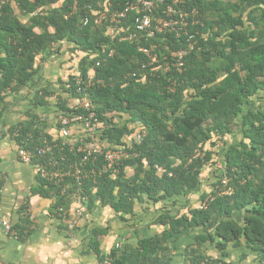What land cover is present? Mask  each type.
Instances as JSON below:
<instances>
[{"label":"trees","instance_id":"obj_1","mask_svg":"<svg viewBox=\"0 0 264 264\" xmlns=\"http://www.w3.org/2000/svg\"><path fill=\"white\" fill-rule=\"evenodd\" d=\"M126 1L0 0V114L3 92L35 88L36 63L54 60L63 75L54 85L36 86L34 108L49 107L48 98L55 95V114H94L102 149L121 148L129 154L116 171L94 178L67 179L60 185L38 179L37 193L52 199L55 216L66 219L77 199L87 211L98 203L121 219L143 197L154 204L171 200V208L165 206L153 220L164 230L134 248L124 245L100 255L106 229L91 230L89 246L100 264L105 259L110 264H151L166 250L162 244L187 232L193 242L184 253L186 264H237L227 261L228 247L241 252L238 260L252 256V263L264 264V0H185L179 7L187 13L195 10L196 22L188 16L179 37L157 34L150 40L156 46L155 64L138 51L148 47L145 41H120L134 29L136 12L119 26L83 24L93 13ZM169 4L157 3L153 17L162 16ZM188 36L195 48L182 67H173L169 53L185 48ZM84 97L88 112L70 107L72 100ZM30 118L12 129L18 148L33 154L37 166L75 170L81 156L59 138L58 126L52 136L51 125ZM140 131L144 137L137 143L134 136ZM45 145L51 151L39 153ZM97 158L94 168L100 164ZM210 173L215 181L208 189L203 184ZM223 175L229 195L221 192ZM180 198H195L194 207L185 204L184 211L175 212ZM211 249L221 258L208 259Z\"/></svg>","mask_w":264,"mask_h":264},{"label":"crops","instance_id":"obj_2","mask_svg":"<svg viewBox=\"0 0 264 264\" xmlns=\"http://www.w3.org/2000/svg\"><path fill=\"white\" fill-rule=\"evenodd\" d=\"M58 64L54 60L37 62L35 67L40 68V72L36 77V84L54 85L58 77L63 75ZM45 71L47 75L43 74ZM37 85H33L35 88H31V85L23 87L18 93L7 89L2 94L4 109L0 114V209L1 217L10 222L17 238L0 231L1 264H100L89 246L91 230L106 229L99 244V253L103 256L124 245L134 248L138 241L160 234L164 227L155 225L153 220L165 206L171 208V200L154 204L143 197V200L134 203L132 214L124 219L109 207L99 206L98 203L87 211L77 202L71 205L67 219L59 214L55 216V212L51 210L54 201L37 193L41 178L35 165L17 160L18 146L12 132L15 126L28 122L33 115L51 125L48 133L55 136L56 114L53 104L57 98L51 95L48 98L51 105L47 108H34L32 100L36 95ZM214 179L213 173H210L209 178L204 181V187L209 189V183L214 182ZM194 201L195 198H189L188 201L180 198L173 210L184 211L185 204L193 208ZM78 210L80 215L76 214ZM73 219L76 224L70 230L68 224ZM197 233L195 231L194 235ZM187 234L188 232L171 243L162 244L166 250L162 255L154 256L151 264H159L164 260L169 261V264H186L184 253L193 242V235ZM228 251L230 259L227 261L254 264L252 256L238 260L240 251L229 247ZM206 256L208 259L221 258L216 249L209 250Z\"/></svg>","mask_w":264,"mask_h":264},{"label":"built area","instance_id":"obj_3","mask_svg":"<svg viewBox=\"0 0 264 264\" xmlns=\"http://www.w3.org/2000/svg\"><path fill=\"white\" fill-rule=\"evenodd\" d=\"M5 1V0H2ZM170 2V4L162 11V16L153 17L154 9L157 3L162 4L163 2ZM185 0H127L121 7L116 9H106L99 13H93L94 17H89L84 19L83 24L87 25L89 22H93L94 25H101L103 23H109L111 26H119L123 20H127L130 13L136 12L137 16L134 18V29L132 31H126L124 35L120 37V41H125L128 43H140L141 40L148 43V47L140 46L138 51L145 54L152 64L157 63V51L156 46L150 43L157 34H168L175 33L176 37L183 32L186 28L187 17L191 16L192 21L196 22L197 12L192 10L191 13L185 12L179 6L183 5ZM193 36H188L186 39L185 48L170 52V58L174 61L173 67L180 68L183 66V59L195 48V45L191 39ZM138 45V44H137ZM167 53V47L164 48ZM109 57L112 56V52L109 53ZM180 71V69L178 70ZM93 78V73L90 71L86 80L87 86L91 84V79ZM77 83V82H76ZM78 84V83H77ZM70 107L72 109H80L82 111L88 112L90 110L89 100L84 97L79 100H72ZM94 114L90 113L86 118L83 115H68L64 113L56 114L55 124L58 126L57 131L59 138L63 140L69 147V151L75 155L81 156L82 161L75 165V170L73 166H70L65 171L60 169L48 170L47 167L37 166L33 163L34 155L29 151L24 149H19L17 151V160L27 164L35 165L39 177L47 182H53L56 185L63 184L67 179H74L76 181L85 180L89 178H94L96 175H101L108 171H116L117 167L122 160L127 159L129 154L121 148H107L102 149L99 145V138L97 135V126L93 125ZM96 122V121H95ZM144 137V132L140 131L134 136L137 143L142 142ZM53 144H55L53 142ZM52 147L50 145H45L42 149L38 150L39 153H44L51 151ZM100 159V164L96 166L98 158ZM92 159V160H90ZM90 160V161H89ZM89 162L90 167H89ZM223 189L227 185L226 178L221 181ZM66 189H62V193H65ZM1 192V191H0ZM226 194L227 191H223ZM82 199H77V203L81 204ZM1 208V203H0ZM59 212H62L60 210ZM80 215V210L76 212ZM76 224V220L69 222V229H73ZM0 231L4 234L16 238V233L12 230L10 222L7 219L1 217L0 209ZM1 264V262H0ZM104 264H110L109 259H105ZM209 264V263H201Z\"/></svg>","mask_w":264,"mask_h":264},{"label":"clouds","instance_id":"obj_4","mask_svg":"<svg viewBox=\"0 0 264 264\" xmlns=\"http://www.w3.org/2000/svg\"><path fill=\"white\" fill-rule=\"evenodd\" d=\"M165 48V47H164ZM219 175H216V177H218ZM220 177H222L221 179H224V178H226V176H220ZM227 180V179H226ZM225 190V189H224ZM224 190H222L221 192L223 193V194H226L225 192H223ZM225 191H227L228 193L226 194V195H229V191L228 190H225ZM12 228V227H11ZM12 230L14 231V229L12 228ZM15 232V231H14ZM16 233V232H15ZM9 236V235H8ZM10 237H12V236H10ZM12 238H14V237H12ZM16 238H17V233H16ZM16 238H14V239H16ZM1 262V261H0Z\"/></svg>","mask_w":264,"mask_h":264},{"label":"rangeland","instance_id":"obj_5","mask_svg":"<svg viewBox=\"0 0 264 264\" xmlns=\"http://www.w3.org/2000/svg\"><path fill=\"white\" fill-rule=\"evenodd\" d=\"M65 50H66V52H67V49H65ZM67 53H68V52H67ZM65 56L67 57V55H65ZM64 59H65V58H63V57L60 58L61 61L64 60ZM43 74H44V75H47V72L45 71ZM37 88H38V87H37ZM217 164H221V163H220V162H217ZM217 164H216V165H217ZM217 168H220V165H218ZM212 171H213V170H211V172H212ZM209 184L211 185L212 183H209Z\"/></svg>","mask_w":264,"mask_h":264}]
</instances>
